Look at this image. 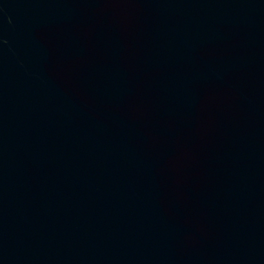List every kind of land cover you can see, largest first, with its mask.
Segmentation results:
<instances>
[{
	"label": "water",
	"instance_id": "obj_1",
	"mask_svg": "<svg viewBox=\"0 0 264 264\" xmlns=\"http://www.w3.org/2000/svg\"><path fill=\"white\" fill-rule=\"evenodd\" d=\"M0 264H264V0H0Z\"/></svg>",
	"mask_w": 264,
	"mask_h": 264
}]
</instances>
